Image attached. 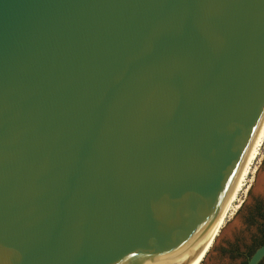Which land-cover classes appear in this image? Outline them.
Listing matches in <instances>:
<instances>
[{
	"label": "water",
	"instance_id": "1",
	"mask_svg": "<svg viewBox=\"0 0 264 264\" xmlns=\"http://www.w3.org/2000/svg\"><path fill=\"white\" fill-rule=\"evenodd\" d=\"M263 116L264 0H0V264H189Z\"/></svg>",
	"mask_w": 264,
	"mask_h": 264
},
{
	"label": "rangeland",
	"instance_id": "2",
	"mask_svg": "<svg viewBox=\"0 0 264 264\" xmlns=\"http://www.w3.org/2000/svg\"><path fill=\"white\" fill-rule=\"evenodd\" d=\"M259 177H264V145L261 148L259 157L252 166L251 173L247 177L245 187L239 193L237 201L230 210L223 228L201 264H243V262H247V248L253 247L252 236H255L257 228L256 226L248 227L245 219L249 209L253 205V200H261L264 204V193L257 191ZM254 191H257V194ZM236 205H239V207L236 208ZM229 228L232 229L230 235L223 237V234ZM237 239L239 240L242 256L231 258L228 252L221 251L222 249L228 250V243L234 244Z\"/></svg>",
	"mask_w": 264,
	"mask_h": 264
},
{
	"label": "bare ground",
	"instance_id": "3",
	"mask_svg": "<svg viewBox=\"0 0 264 264\" xmlns=\"http://www.w3.org/2000/svg\"><path fill=\"white\" fill-rule=\"evenodd\" d=\"M264 145V116L259 124V127L251 141V144L246 152L245 158L241 164L240 170L229 190V193L221 207V210L213 223L208 235L200 246L199 250L195 254L194 258L189 264H201L206 258V255L209 253L212 248L216 238L218 237L221 229L223 228L228 214L232 209L234 203L237 201L239 193L245 187V182L248 179L247 177L251 173L252 166L260 155L261 148ZM257 191L264 193V177H259L257 183ZM256 191V192H257ZM239 205H236L238 208ZM235 210V209H234Z\"/></svg>",
	"mask_w": 264,
	"mask_h": 264
},
{
	"label": "flooded vegetation",
	"instance_id": "4",
	"mask_svg": "<svg viewBox=\"0 0 264 264\" xmlns=\"http://www.w3.org/2000/svg\"><path fill=\"white\" fill-rule=\"evenodd\" d=\"M245 223L248 227L250 226H256V233L255 236H252V245L253 247H248L246 256H247V262L250 253L252 250L256 247L262 244L264 241V204L261 200H253V205L248 211V214L245 219ZM229 249L225 250L222 249V252H228L231 256V258L236 256H242L241 250L239 248V240L237 239L234 244L228 243ZM250 259V258H249ZM243 264H245L243 262ZM264 264V260L260 263Z\"/></svg>",
	"mask_w": 264,
	"mask_h": 264
},
{
	"label": "trees",
	"instance_id": "5",
	"mask_svg": "<svg viewBox=\"0 0 264 264\" xmlns=\"http://www.w3.org/2000/svg\"><path fill=\"white\" fill-rule=\"evenodd\" d=\"M263 244H264V241L262 242L261 245L256 246V247L252 250V252L250 253L249 258H250V257L254 254V252H255L260 246H262ZM249 258H248V260H249ZM245 264H247V262H246Z\"/></svg>",
	"mask_w": 264,
	"mask_h": 264
}]
</instances>
